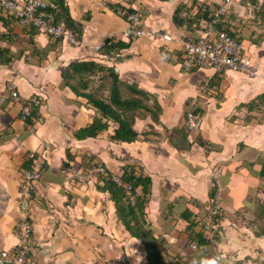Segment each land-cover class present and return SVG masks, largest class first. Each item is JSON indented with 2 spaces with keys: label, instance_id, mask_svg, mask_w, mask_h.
I'll return each mask as SVG.
<instances>
[{
  "label": "crops",
  "instance_id": "crops-1",
  "mask_svg": "<svg viewBox=\"0 0 264 264\" xmlns=\"http://www.w3.org/2000/svg\"><path fill=\"white\" fill-rule=\"evenodd\" d=\"M64 1L78 45L26 26L0 6V251L18 246L23 173L37 169L41 179L29 211L34 226L29 264H149L143 242L121 222L111 194L98 187L103 182L71 178L86 169L84 163L100 162L114 176L130 166L151 177L150 230L164 242L171 264L215 259L211 243L197 249L189 243L203 229L216 187L225 258L264 264V0L231 5L222 21L258 67L255 76L183 65L185 41L208 35L198 26L199 14L212 13L224 0ZM121 6L142 14L145 35L126 37L128 22L115 11ZM155 31L170 38H157ZM82 61L113 67L124 85L153 95L162 107L159 122L151 116L137 122L140 135L133 142L110 139L119 126L114 121L96 136L84 135L98 109L70 85L94 93L99 87L106 96L109 91L101 71L91 76L88 88L74 79L66 84L65 70ZM10 83L20 100L10 95ZM32 96L40 104L26 121L21 107ZM195 96L203 121L189 131L188 101Z\"/></svg>",
  "mask_w": 264,
  "mask_h": 264
},
{
  "label": "built area",
  "instance_id": "built-area-1",
  "mask_svg": "<svg viewBox=\"0 0 264 264\" xmlns=\"http://www.w3.org/2000/svg\"><path fill=\"white\" fill-rule=\"evenodd\" d=\"M243 0H224L213 11L211 19L206 22L207 36H200L197 39H188L184 43V58L183 65L187 69L196 67L210 66L218 72L226 69L234 71H243L249 76H255L258 73V67L250 61L243 53V45L232 36L228 29L222 25L224 17L230 13V6ZM0 6L10 15L17 18L26 26L35 27L54 39L64 38L70 44L78 45L79 39L75 32L67 29L64 21H55L52 9L56 8L53 1L47 0H0ZM118 15L124 17L128 22L125 35L129 39L137 38L145 35L147 32L144 28L143 16L139 11H131L128 7H118L116 10ZM213 33V36H212ZM211 34V35H210ZM154 36L157 38H170L164 31H155ZM10 95L15 100H20L19 92L16 85L10 83ZM4 102L0 98V105ZM40 104V100L36 96L22 103L21 118L28 120L31 118L35 108ZM203 117L200 110L199 98L192 97L188 101V109L186 113V127L189 131L201 128ZM34 156L30 153V158ZM107 175L108 171L102 163L97 162L86 169H81L71 173V178L74 181L81 183L88 182L99 174ZM220 175L216 171L214 176L217 178ZM115 180L121 183L118 176ZM41 179L39 170H25L23 173V181L21 194L19 197V207L21 215L17 223V234L19 237L18 246L15 250H1L0 264H29L30 256L33 249V232L34 226L31 220L29 211L31 209L34 191L37 186V181ZM130 188V185L126 184ZM222 212L220 189L216 187L214 196L211 198V206L204 217L202 231L206 235L208 242L215 249V260L217 264H237L234 259H226L220 249L221 237V218L219 215ZM198 247L196 242L191 244V248Z\"/></svg>",
  "mask_w": 264,
  "mask_h": 264
},
{
  "label": "trees",
  "instance_id": "trees-1",
  "mask_svg": "<svg viewBox=\"0 0 264 264\" xmlns=\"http://www.w3.org/2000/svg\"><path fill=\"white\" fill-rule=\"evenodd\" d=\"M53 2L56 4V8L51 10L54 20L64 21L67 29L76 33L74 20L70 17L69 10L65 6V1L54 0ZM199 15H202L201 18H203L199 19L198 26L204 27L203 29H205V23L211 19L213 11L212 13L205 12ZM175 20L177 22L179 21L178 11L176 12ZM235 38L239 40L237 37ZM96 71L104 72L105 76L108 77V79L105 80V83H107L109 87H106L109 91L108 96H106L104 92L101 93L102 89L99 90V87L98 91H100V93H94L80 91L74 84L70 85L77 89L80 95L87 97L89 102L98 109L99 115L95 117L94 122L89 127L83 130L85 133L84 135L96 136L100 131L109 128V121H114L118 122L119 126L115 129L114 134L110 136V139L113 141L133 142L137 140L140 135L136 127L137 122L145 121V119L150 116L152 121L159 122L162 107L158 100L149 92L135 85L128 83L124 85L113 67H103L92 61L74 62L69 65L64 72L66 84H70V80L74 79L81 88H88L89 82L92 80L91 76H96L98 74ZM123 88L130 90L133 94L125 96L122 91ZM69 157L70 159L73 158L70 154ZM30 163L31 162L26 163L27 168L31 167ZM67 164L68 163H65L64 165L68 168L69 165ZM91 165L92 164L87 163L83 164L86 168ZM124 167V172L120 176L121 183L117 182L114 178L115 176L108 171L107 175H103V173L98 175L99 181L103 182L102 184L99 183L98 187L111 194L116 205V212L119 219L133 236L143 242L148 263L171 264L170 262H172L173 259L166 253L164 242L160 238H157L150 230L146 204L151 192L152 179L150 176L137 174L133 167ZM126 184L130 185V188L126 187ZM139 187H141V193L137 191ZM214 194L215 191L212 192V197ZM221 214L219 215L220 218L222 217ZM188 216L189 215H187V218ZM194 224V221H190L191 228ZM190 238V247L192 242L197 243V248L208 242L203 231L198 232L194 237L191 236ZM237 264L241 263L238 261Z\"/></svg>",
  "mask_w": 264,
  "mask_h": 264
},
{
  "label": "clouds",
  "instance_id": "clouds-1",
  "mask_svg": "<svg viewBox=\"0 0 264 264\" xmlns=\"http://www.w3.org/2000/svg\"><path fill=\"white\" fill-rule=\"evenodd\" d=\"M210 264H217V261L214 259L210 262Z\"/></svg>",
  "mask_w": 264,
  "mask_h": 264
},
{
  "label": "rangeland",
  "instance_id": "rangeland-1",
  "mask_svg": "<svg viewBox=\"0 0 264 264\" xmlns=\"http://www.w3.org/2000/svg\"><path fill=\"white\" fill-rule=\"evenodd\" d=\"M132 198H133V196H132ZM222 230V229H221ZM34 233V232H33ZM184 255H186V254H184Z\"/></svg>",
  "mask_w": 264,
  "mask_h": 264
}]
</instances>
